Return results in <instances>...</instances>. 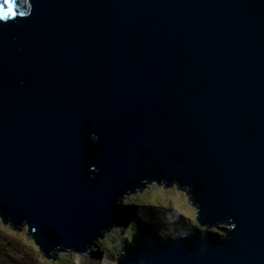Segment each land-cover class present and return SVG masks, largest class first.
I'll return each mask as SVG.
<instances>
[{
  "label": "water",
  "instance_id": "water-1",
  "mask_svg": "<svg viewBox=\"0 0 264 264\" xmlns=\"http://www.w3.org/2000/svg\"><path fill=\"white\" fill-rule=\"evenodd\" d=\"M29 3L0 23V213L83 248L155 174L236 228L201 255L198 233L161 244L146 226L127 264H264V0Z\"/></svg>",
  "mask_w": 264,
  "mask_h": 264
},
{
  "label": "clouds",
  "instance_id": "clouds-1",
  "mask_svg": "<svg viewBox=\"0 0 264 264\" xmlns=\"http://www.w3.org/2000/svg\"><path fill=\"white\" fill-rule=\"evenodd\" d=\"M22 3L28 8V12L20 13L24 17L32 6L29 0H22ZM14 4L15 0H0V23L15 20ZM90 138L93 143L98 141L95 134H91ZM90 171L93 174L90 179H95L98 169L91 166ZM113 206L134 208L135 219L126 225L109 221L97 227L94 236L83 248L59 243L54 233L49 234L48 239L57 241L56 245L45 248L27 219L18 222L13 215L0 213V264H127V249L138 248L141 244L149 247L153 243L151 236L137 243L138 232L143 225L151 226L161 244L169 240H189L198 233L203 242L200 248L202 255L207 251L212 234L224 242L231 238L236 228L230 216L217 219L214 223L202 222L205 219L202 206L197 202L191 186L155 174L140 178L133 187L125 189ZM135 264H155V261L140 254Z\"/></svg>",
  "mask_w": 264,
  "mask_h": 264
},
{
  "label": "rangeland",
  "instance_id": "rangeland-1",
  "mask_svg": "<svg viewBox=\"0 0 264 264\" xmlns=\"http://www.w3.org/2000/svg\"><path fill=\"white\" fill-rule=\"evenodd\" d=\"M118 208H119V213L121 216L120 219L123 220L122 225H126L128 221L135 219V215H134L135 209L134 208H127V207H121V206H118ZM137 223L139 224V221H137ZM146 226H148L150 230L152 231V228L149 225H143L140 228L147 229Z\"/></svg>",
  "mask_w": 264,
  "mask_h": 264
},
{
  "label": "snow or ice",
  "instance_id": "snow-or-ice-1",
  "mask_svg": "<svg viewBox=\"0 0 264 264\" xmlns=\"http://www.w3.org/2000/svg\"><path fill=\"white\" fill-rule=\"evenodd\" d=\"M94 140H95V138H94Z\"/></svg>",
  "mask_w": 264,
  "mask_h": 264
}]
</instances>
